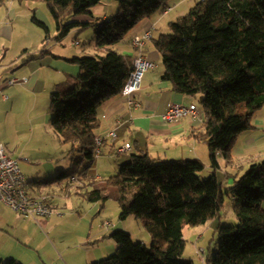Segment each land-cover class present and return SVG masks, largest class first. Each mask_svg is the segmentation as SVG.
<instances>
[{"label": "trees", "instance_id": "16d2710c", "mask_svg": "<svg viewBox=\"0 0 264 264\" xmlns=\"http://www.w3.org/2000/svg\"><path fill=\"white\" fill-rule=\"evenodd\" d=\"M10 1L0 0V5ZM39 1L47 3L64 36L87 25L66 23V18L93 15V7L102 0ZM116 1L118 13L97 24V54L70 58L81 73L50 92L52 125L61 143L77 144L79 153L51 180L35 181L40 185L87 176L97 158L101 106L122 94L134 70L135 57L117 46L138 23L170 5V0ZM33 19L48 31L42 20ZM169 27L170 33L153 39L164 66L162 79L181 95L203 94V130L196 136L207 144L216 170L218 155L232 160L238 136L254 126V115L264 107V0H200ZM204 167L198 158L156 161L141 151L133 153L117 174L94 179L91 190L79 191L104 205L111 197L108 188L114 187L121 217L141 218L152 239L148 246L129 231L115 229L110 236L116 251L90 264H196L183 257L184 229L215 218L227 194L236 202L239 223L219 226V245L207 251L206 264H264V161L253 163L227 188L215 171L202 179L199 171ZM0 264L24 263L8 258Z\"/></svg>", "mask_w": 264, "mask_h": 264}, {"label": "crops", "instance_id": "0c3cea01", "mask_svg": "<svg viewBox=\"0 0 264 264\" xmlns=\"http://www.w3.org/2000/svg\"><path fill=\"white\" fill-rule=\"evenodd\" d=\"M171 1L167 9L159 10L151 17L138 23V26L130 31V38L128 40L125 38L117 46L123 54L135 57L139 49L133 44V38L137 35H143L149 30L152 37L142 49L155 66L145 72V75L148 73V76L145 78L144 75L139 91L131 96L120 94L103 103L99 115L101 125L97 133L103 140L100 145V152L88 170L87 176H80L77 179L45 185L35 182L38 179L47 181L54 178L55 176L51 175L53 177L46 179V175L58 172V163L60 159L63 160L64 158L59 146L49 147L48 134L51 121L50 92L59 83V80L74 78L78 70L77 66H72L69 60L72 57L69 51L65 50L62 45L60 46V43L53 44L50 49H42L41 39H38L33 48L29 45L23 47V53L14 58V67L9 66V61L13 59L2 62L6 53L0 51V70L9 69V71L17 73V75L12 74L10 79L17 78L20 80L17 82L20 84V89L11 90V95H1L3 89L10 87L8 83L10 79L4 78L5 73L0 74V108L3 103H9L12 106L8 108L10 112L17 110L21 115H27L26 122L19 119L18 124L13 128L15 135L23 134L20 143L11 147L1 137L0 142L5 144L10 156L18 161L25 174L29 193L32 196L47 194L54 210L59 208L58 206L61 207L64 201L71 199L73 193L81 196V193L78 192L88 190L87 187L91 185L94 179L117 174L118 168L120 170L121 166L130 160L129 153L135 150L136 152L146 151L154 158L156 154H159L161 160L198 158L205 167H209L208 146L196 136L198 132L203 130L201 126L204 114L202 119L189 115L173 122H166L162 116L171 103H195L193 97L176 93L171 85L162 79L164 69L160 73L155 72L162 62L160 52L154 46L153 39L163 34L171 21L184 16L189 9L188 0ZM101 4L102 2L93 8V15L74 16L73 20L90 24L96 22L95 18L99 15L102 17V21L107 20L110 16ZM185 4L187 5L186 8H181ZM5 5L7 11L0 19V33L5 34L7 38H12L15 31L14 22L18 13L13 2H8ZM9 5L12 6L9 7ZM37 11L44 16L42 20L47 25L48 30H53L50 18L41 5L38 6ZM37 11H35L36 14ZM8 19L10 21H7ZM98 27L99 25H97V29ZM161 28H163L161 31L163 33L155 34ZM46 40L49 42L51 39L46 37ZM50 55L52 58L49 57ZM22 77H27L28 80L23 82ZM252 122L254 126L238 136L232 150V160L229 161L219 154V168L216 170L212 166L210 168L216 172L217 178L224 188L233 185L253 163L264 161V107L254 115ZM1 123L2 130L8 132V126L0 118ZM112 131L116 132V136L110 135ZM126 143L131 144L129 150L123 149ZM169 150L172 151L169 152ZM206 159L209 160V163H206ZM45 160L51 164L49 170H42L46 163ZM221 169H224L222 180L219 179L218 172ZM59 192L61 193L60 198L58 197V204H55L56 195ZM81 197L94 203L84 196ZM261 205L264 208V199ZM57 212L49 217L32 218L15 212L0 200V259L15 258L24 264H35L40 257L41 264L42 262L49 264L43 255L46 252L45 246L52 247L51 243L53 246L56 245L53 237L59 244H64L66 241L64 234L59 229L66 213ZM107 235L108 233H104L103 228L99 227L94 233H86L80 242L81 244H94L102 242L103 239V241H107V247L114 250L117 248V243L112 242L110 234ZM146 240H149L148 236H146ZM146 240L142 242L148 245L150 241ZM66 246V249H69V246ZM62 249L66 250L64 247ZM64 260L70 264L66 257Z\"/></svg>", "mask_w": 264, "mask_h": 264}, {"label": "rangeland", "instance_id": "374dc122", "mask_svg": "<svg viewBox=\"0 0 264 264\" xmlns=\"http://www.w3.org/2000/svg\"><path fill=\"white\" fill-rule=\"evenodd\" d=\"M200 0H188L187 4H189V9L185 12V15L189 13L190 9L197 5ZM11 3H14V8L17 9V19L14 22V35L12 38L6 37L5 34L0 33V51L1 53H6L2 58V62L9 61V66L14 67V58L19 54L23 53V47L25 45H29L33 48L36 40L41 39L40 43L42 45V49H50L51 46L55 43H60L65 50H68L70 55L75 57L82 56V55H96L98 52V43H97V24L102 21V17L99 15L95 18L96 22L87 24V25H80L74 27L68 34L61 36L62 30L57 27L56 20L49 10L47 3L44 1L39 0H11ZM103 8L107 11L108 15L111 17L118 13L120 5L116 0H102L101 1ZM170 2H172L170 0ZM41 5L45 10V13L49 16L50 21L53 25V30H46L43 26L36 23L33 17H37L38 19H44L40 13H38L37 8ZM12 5H9V7ZM185 6V7H184ZM181 8H186V4ZM95 7V6H94ZM93 7V8H94ZM94 10V9H92ZM7 6L0 5V19L6 13ZM37 11V14L36 12ZM80 16V15H78ZM73 17H68L65 19V22L73 21ZM7 21H10L8 19ZM43 21V20H42ZM1 22V21H0ZM11 24V22H10ZM138 26V24L136 25ZM135 26V27H136ZM166 26V25H165ZM134 27V28H135ZM133 28V29H134ZM163 28L159 30V32L155 33L159 35ZM164 33H170L171 29L167 25L166 30ZM131 32H129L126 36L127 40L130 38ZM46 37H50V41L47 42ZM54 52V50H52ZM52 58V55L49 56ZM71 57V58H72ZM72 66H77L78 70L75 74L79 76L81 73L80 65L74 62H71ZM4 66V65H1ZM10 68V67H9ZM164 66L160 63L159 67L155 70V72L160 73L163 71ZM5 73L6 76L10 79L12 74L17 75V73L13 71H9L5 69L0 70V74ZM148 76V73L145 75V78ZM15 77V76H14ZM68 77V76H67ZM66 78H64L65 80ZM63 80V79H62ZM62 80H59L62 81ZM20 84L10 85L8 89H3L1 91V95L8 94L11 95V90L20 89ZM203 94L198 93L193 96L194 102L198 105L200 110L204 113V107L202 104ZM18 104V103H17ZM15 104V105H17ZM9 103H3L0 108V118L3 119V123L8 126V132H4L1 128L2 123L0 124V137L6 141L11 147L18 145L22 140L23 134L15 135L14 134V126L18 124V120H24L26 122L27 115H21L17 110L15 112H10ZM52 118V113L50 115V119ZM51 123V124H50ZM49 123V134H48V144L49 147L59 146L60 150L62 151L61 155H64L63 160L60 159L58 163L59 171H62L70 166L72 156L74 154L79 153L78 145L71 143H67L62 145L59 140V136L56 133L52 122ZM13 150V148H12ZM172 150H169L171 152ZM136 153L132 151L129 153L130 156ZM156 161H162L159 159V154L155 155ZM178 159V158H177ZM45 164L42 168L49 170L51 168V164L47 163L45 160ZM206 163H209V160L206 159ZM57 165V163H54ZM209 167H204L203 170L199 171V176L204 178H209L213 173L214 170L211 168V163L208 165ZM212 170V171H211ZM58 171V172H59ZM119 172V168L117 170ZM223 171L224 169L218 170L219 172V179H223ZM54 174H47L46 179H50L53 176H56L57 173ZM117 172V173H118ZM43 171V176H44ZM53 175V176H51ZM243 175V174H242ZM103 179V178H102ZM221 182V181H220ZM226 185V184H225ZM226 188V186H225ZM88 190L92 189V186L89 185L87 187ZM88 190L82 191L85 193ZM108 192L111 195L106 200V203L102 205L101 202H94L91 203L85 199L84 196H78L76 193L70 197L71 199L64 201L61 204V207L55 209L54 212L56 213H66V216L63 219L62 224L59 226L60 232L64 234V238L66 239L64 244H59L57 240L53 237L52 239L56 241V245L52 247L46 245L45 249L46 252L43 254L47 258V263L49 264H67L64 258L66 257L70 264L74 262V264H90L93 261L108 257L112 253L116 251L117 248L114 250H110V247H107V241L90 243V244H81V239L85 236L86 233H94L96 229L103 228L104 233H108V235L114 231L115 229H122L129 231L133 234V239L136 241H145L146 236H148L150 241L148 246L151 245L152 239L151 235L148 233L144 222L141 218L135 217L134 215H130L126 218H122L121 208L114 199V194L116 193V189L114 187H109ZM60 192L56 195L55 204H58V199L60 198ZM44 195L47 200L49 201V196L47 194ZM59 197V198H58ZM85 197V196H84ZM50 202V201H49ZM67 206L65 207V204ZM53 207V206H52ZM65 207V208H64ZM58 213V212H57ZM44 218V217H42ZM239 223V217L236 212V202L233 197L229 194L225 196V202L223 206L220 208L218 215L215 218L211 219L208 223L196 226H187L184 229V238L186 239V248L183 253L184 258H192L195 260L196 264H203L201 255L198 251L199 248H203L206 252L209 249H215L219 245V232L218 228L220 225H237ZM49 231L48 229H46ZM53 235V234H52ZM107 235V236H108ZM108 238V237H107ZM110 238V237H109ZM145 239V240H144ZM112 242H116L113 238L111 239ZM99 243V244H98ZM66 245H68L69 249H66ZM59 247V248H57ZM66 250H63L62 248ZM97 248V249H95ZM89 250V251H88ZM44 257V258H45ZM41 258L39 257L35 264H41ZM87 261V262H86ZM44 264V262H42Z\"/></svg>", "mask_w": 264, "mask_h": 264}, {"label": "built area", "instance_id": "2783aa9c", "mask_svg": "<svg viewBox=\"0 0 264 264\" xmlns=\"http://www.w3.org/2000/svg\"><path fill=\"white\" fill-rule=\"evenodd\" d=\"M151 38V32L148 30L143 35H137L133 38V44L139 49L134 59V70L131 72L127 82L124 85L122 94L133 95L141 89L145 72L154 67L155 64L145 55L142 47ZM27 77H22V81L26 82ZM18 81L17 78H11L9 85H14ZM193 116L194 118H203V112L196 103L180 104L171 103L162 115L166 122H173L185 116ZM111 136H116V132H110ZM102 138L97 139L96 157L100 152ZM131 148L130 143L123 146L124 150ZM27 180L25 174L20 168L16 159L10 156L5 144L0 142V200L7 204L15 212L23 215L38 218L49 217L54 213V208L44 195L31 196L28 193ZM203 264H206L207 252L203 248L198 249Z\"/></svg>", "mask_w": 264, "mask_h": 264}, {"label": "bare ground", "instance_id": "6f19581e", "mask_svg": "<svg viewBox=\"0 0 264 264\" xmlns=\"http://www.w3.org/2000/svg\"><path fill=\"white\" fill-rule=\"evenodd\" d=\"M151 37H152V35H151ZM204 114V113H203Z\"/></svg>", "mask_w": 264, "mask_h": 264}]
</instances>
